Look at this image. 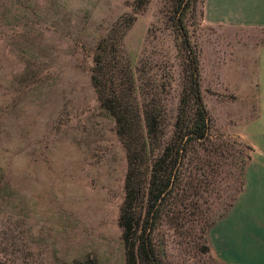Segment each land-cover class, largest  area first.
<instances>
[{
  "label": "rangeland",
  "instance_id": "obj_1",
  "mask_svg": "<svg viewBox=\"0 0 264 264\" xmlns=\"http://www.w3.org/2000/svg\"><path fill=\"white\" fill-rule=\"evenodd\" d=\"M131 1L0 0V264H124L125 155L90 66ZM162 5L150 0L136 14L119 53L169 82L160 92L168 114L179 58ZM203 11L204 0L185 23L209 127L203 146L188 151L196 158L185 157V207L157 230L167 264H224L208 230L241 188L251 150L240 126L256 113L255 45L264 32L210 24Z\"/></svg>",
  "mask_w": 264,
  "mask_h": 264
},
{
  "label": "trees",
  "instance_id": "obj_2",
  "mask_svg": "<svg viewBox=\"0 0 264 264\" xmlns=\"http://www.w3.org/2000/svg\"><path fill=\"white\" fill-rule=\"evenodd\" d=\"M149 1L130 2V10L95 45L90 66L99 106L114 120L125 155L117 213L124 264H167L157 230L163 218L177 220L185 207V157L196 158L188 151L195 153L203 146L209 127L199 88L198 50L190 42L185 23L187 10L195 13L203 0H162L179 58L178 92L168 114L160 92L169 82L155 70L146 71L135 56L119 53L123 31ZM160 61L166 65L167 57ZM152 65L158 64L153 61L148 67Z\"/></svg>",
  "mask_w": 264,
  "mask_h": 264
},
{
  "label": "crops",
  "instance_id": "obj_3",
  "mask_svg": "<svg viewBox=\"0 0 264 264\" xmlns=\"http://www.w3.org/2000/svg\"><path fill=\"white\" fill-rule=\"evenodd\" d=\"M210 24L264 32V0H204ZM256 113L240 126L251 145L242 184L208 230L215 257L224 264H264V33L255 45Z\"/></svg>",
  "mask_w": 264,
  "mask_h": 264
}]
</instances>
